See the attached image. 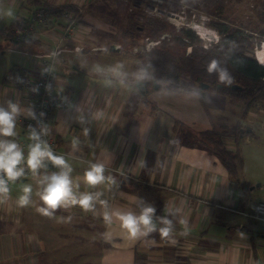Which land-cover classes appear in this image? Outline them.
I'll list each match as a JSON object with an SVG mask.
<instances>
[{"label":"crops","instance_id":"crops-1","mask_svg":"<svg viewBox=\"0 0 264 264\" xmlns=\"http://www.w3.org/2000/svg\"><path fill=\"white\" fill-rule=\"evenodd\" d=\"M94 1L8 0L14 16H10L13 19L4 25L8 26L15 20H27L35 10L44 6L67 4L80 7L83 17L79 19L77 16L76 35L61 37L60 46L66 50L54 63L56 81L53 94L66 106L54 107L49 114L51 133L56 138L58 149L65 153V158L71 163L73 177H82L88 163L93 161L102 162L105 175L114 178L112 185L94 187L80 180L81 191H102V198L107 199L114 209H134L136 198H142L155 207L156 215H163L164 208L175 210L174 231L168 237L156 232L132 237L121 229L115 218L110 226L105 225L99 205L94 211H83L78 206L58 209L52 217L39 216L36 209V216H33V210L28 209L27 218L22 214L14 215L12 210L7 213L0 207V264H76L75 261L80 264H264V221L246 215L254 212L257 203L264 201L258 199V180L250 174H231L222 161L204 147L181 143L184 125L197 123L204 130L213 124L207 110L214 108V101L220 104L218 95L209 96L211 99L207 108L204 104V108L200 106L201 97L181 99L171 109L158 104L154 107L151 104V107L142 98L136 99V108L132 110L130 102L135 98V90L118 85L105 87L102 74L91 76L76 68L74 79L60 81L59 72L69 68L63 55L85 50L80 39L87 38L93 50L104 47L97 43L95 37L89 36L91 22L88 23L85 16L91 12L92 9L88 8ZM0 7L3 12L1 0ZM49 16L52 23L47 31L42 30L14 47L8 43L5 46L10 53L21 54L25 63L16 74V82L15 79L6 80L10 66L0 62V103L12 99L34 110L33 100L28 91L18 84V79L24 75L23 69L33 70V78L38 77L43 69L42 59L35 55L54 49V39L61 36L65 25L59 26L56 19H67L63 15ZM116 56L120 55L106 53L103 65L119 60ZM123 63L126 70H135L132 62L127 60ZM82 74L89 78L81 77ZM192 102L194 104L187 105ZM188 110L197 113L188 114ZM259 113L258 125L264 128V110ZM240 114L243 115L242 112L232 111L233 126H243ZM84 128L88 129L87 134ZM16 131L17 137L26 138L23 130ZM245 134L223 137L224 145L229 150L239 151L236 144ZM74 137L79 140L75 150L71 146ZM246 141L247 144L251 143L248 137ZM241 151V156L245 157L246 152L242 148ZM255 153L256 149L249 154V158ZM242 169L244 172V166ZM75 214L78 216L75 217ZM69 215L71 221L58 220V217ZM105 232L109 235H102ZM60 236L64 239L68 237L71 241L65 245H83L82 252L73 254L77 255L76 259L65 257L69 255L51 259L49 254L54 253L52 247L63 240ZM61 261L64 262L59 263Z\"/></svg>","mask_w":264,"mask_h":264},{"label":"rangeland","instance_id":"rangeland-1","mask_svg":"<svg viewBox=\"0 0 264 264\" xmlns=\"http://www.w3.org/2000/svg\"><path fill=\"white\" fill-rule=\"evenodd\" d=\"M2 5L4 6V14L2 12V9L0 7V62L2 64H7L10 66L7 71L10 70L11 67L14 66H22L25 61L24 57L21 54L18 53H10L9 50L5 48V46L8 44L11 45V47H14L17 43L15 41L6 40L3 34L4 30V24H7L8 22L13 19V17H10L7 15L9 11H11L12 14H14V11L8 6L7 1L8 0H1ZM145 0H95L94 6L88 9H92L91 12L87 14L85 13V17L87 19V22L91 25L89 27V36L94 37L97 40V43L107 47L108 49L116 44V46L121 48L120 54L117 52H113L116 56L119 58V60L122 61H129L134 64V68L137 66V62H140L138 59L139 53H145L151 51L153 48L157 47L159 44H161V41L164 40L165 37H172L170 36V33L163 32L160 37H150V35H139L135 39L129 38L127 35V32L131 30L129 25L130 17L132 19V15L136 19V23L138 21L139 24L145 25L146 19L150 17H158L156 14L151 15L147 14L145 8L146 2ZM157 3V2H156ZM179 9L172 11L173 9L169 8L168 11L167 7H164L168 12H173L175 14H178V17L174 18H168L169 24L171 25V29H175V33H179L182 28L190 29L197 35V37L202 41V45H204L206 48L214 42H218L221 38V35L218 33V31L212 26V22H220L221 20H228L230 22H234L238 24L241 29L244 31V33L248 34L251 37L252 42L254 43V46L252 49H250V54L253 55L257 61L261 64H264L259 58L257 51L258 49H262L264 46V36H260L261 34L258 33V13H260L258 10H260V6L262 4V0H179ZM63 5V4H62ZM105 6V8H102V6ZM150 5V2L148 6ZM50 7L58 8L59 5L55 4ZM163 8V7H162ZM44 11V10H43ZM16 12V10H15ZM45 12V11H44ZM85 11H83L84 13ZM48 15L51 13H47ZM82 14V12L80 13ZM6 15V18H5ZM52 15V14H51ZM14 16V15H11ZM77 16V15H76ZM50 17V16H49ZM83 17V16H82ZM81 17V18H82ZM159 18V17H158ZM56 20L59 21V26H64L67 24V21L59 17ZM6 22V23H4ZM66 22V23H65ZM198 23L206 28H209L212 30L211 35H204L201 34L193 25L192 23ZM87 23V24H88ZM7 26V25H6ZM9 26V25H8ZM7 26V27H8ZM264 27V25H263ZM170 32V31H169ZM75 31H73L72 36H75ZM168 38V39H169ZM261 39V40H260ZM217 40V41H216ZM187 42H189L188 39H186ZM80 43L84 46L85 50L81 52H75L71 54L65 53L63 55V58H65L67 66L69 67L67 71L65 72H59L60 74L59 79L60 81H66L69 79H74L77 73L74 69L79 68L82 72H88L91 76H97L101 75L100 73L93 71L91 68H93L94 65H103L105 63L104 56L106 53L112 54V52H102L100 49L93 50L92 43L88 41L87 38L80 39ZM99 46V45H98ZM57 47V46H56ZM56 47L53 49L55 50ZM60 53L58 56H55V59L60 57L64 52L65 48L61 46ZM63 49V50H62ZM174 50H178L177 52H186L190 53L192 51V46L189 45L186 48H180L176 46ZM51 51V50H50ZM67 52H69L67 50ZM50 52L46 53L49 54ZM39 56H43L44 54H37ZM6 71V73H7ZM74 74V76H69ZM4 74V73H3ZM1 74V76H3ZM81 77H87L83 74L80 75ZM153 82V81H152ZM207 84V83H206ZM160 90L157 88L155 89L154 84H149V90L143 94L141 91L135 90V98L132 99L130 102L132 110L136 108V99H142L145 98L146 101L150 103V106L153 107L155 105H160L161 107H164L166 109H171L173 105L176 103H180L181 99H190V98H197L201 97L202 102L200 101V106H203V104L207 108V104L210 102V95L214 97L219 96L220 97V104L217 105V101H214V108L211 109V111L207 110L209 112V117L211 119L210 122L213 124L208 126V129L211 128H225V127H231L234 124V118H232L230 115L232 114V111L234 112H242L243 115H241L244 118H240V122L245 126H251L253 129V132L250 134L243 135L244 137L240 140L239 144H236V146L239 149V154L242 155V150L246 152V156L242 158L243 166H244V172L241 170L239 173L241 174H250L252 177L258 180V199H264V128L258 125V112L261 114V110H264V101L258 98V95H255L252 98H238L235 96H231L227 93L221 92L220 89L215 88V86L211 87L209 84L208 88L202 89L200 87V84L196 82L195 87L188 89H182L179 87H169L164 84H160ZM191 87V86H190ZM194 93H198V95H195ZM217 96V97H218ZM148 99V100H147ZM185 100V101H186ZM204 101H208V103H205ZM152 104V105H151ZM192 103H188L189 106ZM212 104V102L210 103ZM218 108H217V107ZM224 107V108H222ZM204 108V106H203ZM217 108V109H216ZM230 110V111H229ZM188 114H194L196 115L197 112L195 110H188ZM250 112V113H249ZM245 113V114H244ZM206 114V113H205ZM255 120L257 122H255ZM184 124V123H183ZM190 125H184L182 136H184L186 131L194 130L196 133L203 131V126H200L197 123H191ZM199 126V127H198ZM207 128V127H205ZM206 130V129H204ZM193 131V132H194ZM190 133V131H189ZM246 137L250 139V144H247ZM256 149V153L252 158H249V154L253 152V150ZM247 158L248 163H247ZM254 163H257L255 165ZM243 172V173H242ZM26 182L33 183L34 186V193L36 190V183L34 178L31 176L28 177V179L25 180ZM262 184H261V183ZM260 183V185H259ZM19 191V183L13 184L10 186V191L6 197H2L0 200V207H2L5 212L10 213L12 210V213L14 215H21L24 218H27V211L28 209L33 210L32 215L36 216L34 214V209H36L38 206H40L41 201L39 198L33 194V203L29 206L20 207L16 204V196ZM37 201V203H36ZM40 216V214L38 213ZM75 217L78 216V214L74 215ZM260 224H263L260 222ZM68 231V230H67ZM66 231V233H67ZM62 234V233H61ZM68 234H70V231H68ZM61 239L58 243L59 245H54L52 247V250H54V253L49 254L52 256V260L59 259L64 255L67 259H76L77 255H73L74 253L82 252L83 245L77 246V245H65L71 243L68 237L64 239L63 236H60ZM51 247V246H50ZM49 247V248H50ZM70 252V254H67ZM41 262V259H40ZM64 261H61L59 263H62ZM76 264H80L79 261H75ZM82 264H85L82 262Z\"/></svg>","mask_w":264,"mask_h":264},{"label":"clouds","instance_id":"clouds-1","mask_svg":"<svg viewBox=\"0 0 264 264\" xmlns=\"http://www.w3.org/2000/svg\"><path fill=\"white\" fill-rule=\"evenodd\" d=\"M7 15L11 16L9 11ZM108 52L107 47L100 49ZM93 70L103 75L105 87L118 85L125 89L134 88L139 91L146 83L155 81L151 65H141L134 71L126 70L125 64L117 60L109 65H94ZM208 73L215 72L220 82H231L227 69L221 67L215 59L211 60L206 68ZM154 86L160 90V82L155 81ZM198 95V93H194ZM22 114L26 118L36 120L31 107H24L16 100H6L0 103V197H6L10 185L19 182V191L16 204L20 207L33 203V194L41 201L36 211L47 217L55 215L56 211L79 207L83 211H94L96 206L101 208V216L105 225L110 226L113 218L119 221L121 229L132 237L148 236L159 233L168 237L173 231V217L175 210H166L163 215H156L153 205L146 203L142 198H136V208L121 210L110 206L107 199L102 198L104 193L100 190H80L79 181L87 186L112 185L114 178L105 175V166L102 162L88 163L82 177H73V167L65 155L54 151L52 145L44 137L47 135V124L38 121L28 126L27 143L17 141V121ZM85 134L88 129L84 128ZM71 146L75 150L79 146L78 138H73ZM55 170L48 171L49 168ZM31 175L36 183L34 193L33 183L26 182L25 177ZM138 208V211L136 210ZM71 215L58 217V220L71 221ZM102 235L108 236L105 232Z\"/></svg>","mask_w":264,"mask_h":264},{"label":"trees","instance_id":"trees-1","mask_svg":"<svg viewBox=\"0 0 264 264\" xmlns=\"http://www.w3.org/2000/svg\"><path fill=\"white\" fill-rule=\"evenodd\" d=\"M93 6L94 4L90 7L92 8ZM179 6V0H164L162 4L163 9L167 7L168 11L170 10L169 8L175 11L179 9ZM102 8H105V6L103 5L101 10ZM259 9L258 33L263 38L264 0H262ZM40 10H44L54 16H61L64 12H71L76 14L79 19L81 17L78 9L73 5L64 4L58 8L40 7L33 12L29 19L15 20L8 27L5 26L3 30L5 39L15 41L12 37V30L21 23L30 21L33 15ZM135 21L136 19L132 15V19L130 17L129 20V28L131 30L127 32L131 39H135L142 34L150 35L153 38L160 37L163 32H168L172 36L170 38L165 37L157 47L149 52L139 53L137 56L140 62H137L136 66L150 64L155 80L159 81L160 84H167L169 87L177 88L182 78L192 82L191 87L188 89L195 87L196 82L200 84V87L202 83H207L211 87L215 86V88L217 84H222L224 86L221 88V92L238 98H252L258 95V98L264 101V64L259 63L250 54L249 51L253 48L254 43L251 37L244 33L238 24L228 20L213 21L212 26L218 31L221 38L218 42L211 43L206 48L190 29L182 28L179 33H175V29H171L170 22L164 17H150L146 19L147 24L145 25ZM189 45L192 46L190 53L174 50L176 46L186 48ZM213 59L217 60L221 67L227 69L231 77L230 83H222L218 80L215 72L208 73L206 71L208 63ZM19 68L16 66L12 67L6 76V80L15 79L17 82L16 74ZM153 82L148 83L152 85ZM232 86H236V88L233 89ZM242 127L244 125L220 127L218 129L211 128L198 133L186 131L188 133L181 136V143L208 149L222 161L231 174H238L243 168L242 156L238 151L229 150L224 145L223 137L238 133L245 134L246 132H241Z\"/></svg>","mask_w":264,"mask_h":264},{"label":"built area","instance_id":"built-area-1","mask_svg":"<svg viewBox=\"0 0 264 264\" xmlns=\"http://www.w3.org/2000/svg\"><path fill=\"white\" fill-rule=\"evenodd\" d=\"M144 2H146L145 8L147 7L146 12L148 15L151 14L155 16L156 14L159 18L164 17L167 20H169L168 18L171 19L174 17H178V14L168 12L166 9L162 8L164 0H145ZM149 2L150 5L148 6ZM77 9L80 14V7ZM63 17H65L68 22L63 27L60 38L54 39L56 40V45L54 46V48L57 46L56 49H52L51 51H49V54H44L43 56L35 55L37 58L42 59L41 63L43 69L40 72V75L36 78H33V70H22L24 75L20 77L18 84L22 85L28 91L31 99L33 100V111L36 115V120L26 118V116H20L17 121L16 129L23 130V132L26 134V138L21 139L19 137H16V139L21 144L27 143L28 126L35 125L38 121H42L47 124V135L44 138L49 141L55 152L64 155L65 153L58 149L56 138L52 135V131L49 126V114L51 113L52 109L54 107L66 106V103H64V101L55 98L53 94L56 81L54 63L57 58L55 59V56H58V54L60 53L59 48H61V37L62 39L70 37V35L73 34V31H75V26L77 23V16L74 13L64 12ZM51 23L52 19L49 17V15L43 10H40L33 15L30 21L21 23L19 26L15 27L11 32L12 37L16 42L28 41L39 34L42 30L47 31L50 28ZM76 50L80 51L79 48H76ZM19 70H21V68H19ZM246 215L253 219L264 221V201L257 203L254 212L246 213Z\"/></svg>","mask_w":264,"mask_h":264},{"label":"water","instance_id":"water-1","mask_svg":"<svg viewBox=\"0 0 264 264\" xmlns=\"http://www.w3.org/2000/svg\"><path fill=\"white\" fill-rule=\"evenodd\" d=\"M109 50H110L111 52H119V51L121 50V48L118 47V46H116V45H112V46L109 48ZM155 81H156V80H155ZM155 81L153 82V84H155ZM191 85H192V82L189 81V80H187V79L182 78V79L180 80V88H182V89L188 88V87H190ZM223 86H224V85H222V84H217L216 88H217V89H220V88L223 87ZM154 87H155V86H154ZM160 87H161V85H160ZM201 87H202V89H205V88H208L209 85L206 84V83H202V84H201ZM232 88L235 89L236 86H232ZM144 89H146V91L149 90V83H146L145 86H144L142 89H140L139 91H141V93L144 94V93L146 92ZM155 89H157V88L155 87ZM241 132L251 133V132H252V127H251V126H245V127H242V128H241ZM49 169H53V168L50 167Z\"/></svg>","mask_w":264,"mask_h":264},{"label":"bare ground","instance_id":"bare-ground-1","mask_svg":"<svg viewBox=\"0 0 264 264\" xmlns=\"http://www.w3.org/2000/svg\"><path fill=\"white\" fill-rule=\"evenodd\" d=\"M192 25L201 33V34H204V35H211L212 34V30H210L209 28H206L205 26L201 25V24H198V23H195L193 22ZM257 54H258V58L264 62V46L262 49H258L257 51Z\"/></svg>","mask_w":264,"mask_h":264},{"label":"flooded vegetation","instance_id":"flooded-vegetation-1","mask_svg":"<svg viewBox=\"0 0 264 264\" xmlns=\"http://www.w3.org/2000/svg\"><path fill=\"white\" fill-rule=\"evenodd\" d=\"M150 84V83H149Z\"/></svg>","mask_w":264,"mask_h":264}]
</instances>
